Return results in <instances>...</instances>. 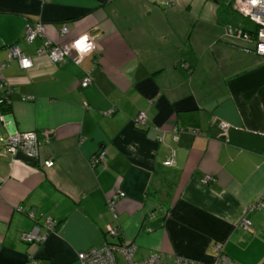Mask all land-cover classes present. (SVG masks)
<instances>
[{
  "label": "crops",
  "instance_id": "crops-1",
  "mask_svg": "<svg viewBox=\"0 0 264 264\" xmlns=\"http://www.w3.org/2000/svg\"><path fill=\"white\" fill-rule=\"evenodd\" d=\"M233 1L0 0V59L11 44L33 59L2 69L12 92L0 135L37 130L40 140L35 165L0 143V264H79V250L104 242L119 190L116 240L135 241V259L162 250L212 264L221 244L241 264H264V56L228 36L255 29ZM29 20L52 38L64 22L71 35L94 32L98 49L81 62L38 55L43 38L24 39ZM47 216L56 228L26 240ZM246 216L253 231L239 224Z\"/></svg>",
  "mask_w": 264,
  "mask_h": 264
},
{
  "label": "built area",
  "instance_id": "built-area-1",
  "mask_svg": "<svg viewBox=\"0 0 264 264\" xmlns=\"http://www.w3.org/2000/svg\"><path fill=\"white\" fill-rule=\"evenodd\" d=\"M233 7L236 11L253 21L255 29L249 31L242 27L233 28V26H230L227 29L228 36L241 41H250L251 45L246 46V49L264 56V51H262V49H264V0H258V3L255 4L251 3L250 0H234ZM70 31L71 29L68 22H64L59 29L58 37L52 38L48 35L47 24L44 21L29 20L26 23L24 39L29 43H33L37 38L42 37L43 42L36 47V53L38 55H47L56 62L67 57L74 58L76 61L81 62L86 54L98 49V37L96 33L85 31L71 35ZM85 35H87L88 38L84 39L83 45H80V41ZM63 37L65 38L64 40H58V38ZM74 45L77 46L75 47ZM89 45H91V47H89ZM8 47V59H0V87L3 88V93L0 94V104L2 105L8 104L11 101L10 96L12 92V87L2 74L3 67L12 59L18 60L22 68H29L33 64L31 55L24 52L19 45L11 44ZM25 62H27V67H25ZM93 80V72L87 70L82 78L81 84L87 86L91 84ZM113 109L114 108L108 110V113H112L114 111ZM147 118V113L141 110L134 118V123L137 126L145 125L147 124ZM220 125L226 134L228 123L226 121H221ZM180 129L181 127L177 125L173 127L176 138L178 137ZM158 136L160 139H163V130H160ZM0 143L1 147L6 152L12 154L14 161H22L21 158L17 157L18 151H22L27 156L34 158H37L40 154V140L37 130H17L7 135H0ZM106 154L107 150L105 148H100L92 155L91 164L96 165L104 162ZM175 155L176 149L172 148L170 157L165 160L164 163L172 165ZM53 163L54 160L52 158L45 160L47 166H51ZM214 178V175L207 174L204 180L207 181ZM124 195L125 191L119 190L108 197L107 207L112 215L113 222L106 225V238L100 246H91L87 249L78 251L79 264H120L118 252H121L126 257L129 264H204L199 259L183 255H174L162 250L153 251L142 259H135V241L116 242L114 239L121 233V225L118 222V202L120 197ZM30 214L33 215V212H30ZM57 221L58 220L53 216H47L42 223L43 230H41V227L37 224L31 230L24 231L22 235L29 241H43L47 238L48 234L56 228ZM239 224L253 231V221L249 217H244ZM215 249L217 250V254L212 264H241L230 256L221 244H216Z\"/></svg>",
  "mask_w": 264,
  "mask_h": 264
},
{
  "label": "water",
  "instance_id": "water-1",
  "mask_svg": "<svg viewBox=\"0 0 264 264\" xmlns=\"http://www.w3.org/2000/svg\"><path fill=\"white\" fill-rule=\"evenodd\" d=\"M17 157L31 163V164H36L37 163V158L34 157H29L27 156L25 153H23L22 151H18L17 152ZM43 223V222H42ZM42 223L38 224L40 227H42ZM37 225V224H36Z\"/></svg>",
  "mask_w": 264,
  "mask_h": 264
},
{
  "label": "rangeland",
  "instance_id": "rangeland-1",
  "mask_svg": "<svg viewBox=\"0 0 264 264\" xmlns=\"http://www.w3.org/2000/svg\"><path fill=\"white\" fill-rule=\"evenodd\" d=\"M117 238V237H116ZM116 238H114L116 240ZM113 239V238H112ZM136 256V255H135ZM139 258V256H136V258ZM118 258L120 264H129V261L126 259V257L121 253L118 252Z\"/></svg>",
  "mask_w": 264,
  "mask_h": 264
},
{
  "label": "clouds",
  "instance_id": "clouds-1",
  "mask_svg": "<svg viewBox=\"0 0 264 264\" xmlns=\"http://www.w3.org/2000/svg\"><path fill=\"white\" fill-rule=\"evenodd\" d=\"M250 2L253 3V4H255V3H258V0H250ZM87 38H88V36L85 35L84 38L81 39L80 45H83L84 39H87ZM74 46L76 47L77 45H74ZM89 47H91V45H89ZM262 51H264V49H262ZM25 67H27V62H25Z\"/></svg>",
  "mask_w": 264,
  "mask_h": 264
},
{
  "label": "trees",
  "instance_id": "trees-1",
  "mask_svg": "<svg viewBox=\"0 0 264 264\" xmlns=\"http://www.w3.org/2000/svg\"><path fill=\"white\" fill-rule=\"evenodd\" d=\"M0 106L2 107V108H6V106H3L2 104H0ZM120 236V235H119ZM105 237H106V233H105ZM109 239V238H108ZM116 242H121V241H119V240H115Z\"/></svg>",
  "mask_w": 264,
  "mask_h": 264
}]
</instances>
